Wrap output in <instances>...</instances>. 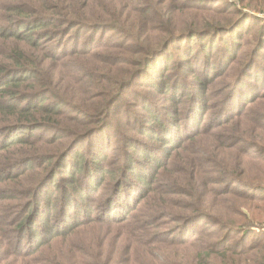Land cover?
Listing matches in <instances>:
<instances>
[{"label":"trees","instance_id":"1","mask_svg":"<svg viewBox=\"0 0 264 264\" xmlns=\"http://www.w3.org/2000/svg\"><path fill=\"white\" fill-rule=\"evenodd\" d=\"M167 1L0 0V152L23 157L11 164V156L0 154V170L42 160L44 147L24 141L22 131L36 141L43 139L36 136L41 130L47 137L68 132L67 151L30 190L39 199L48 193L45 206L52 208L45 219L50 232L38 233L41 241L53 231L72 234L82 220L95 227L125 222L130 246L144 249L139 260L130 253L126 264H264V91L249 87L251 76L264 80V0H212L210 8L206 0H179L178 15L172 13L176 1ZM254 30L257 46L243 49L240 43ZM152 66L167 74L152 86L171 105H147L152 122L138 129L147 138L126 135L110 112ZM53 116L77 121L76 128ZM74 151L85 157L81 171ZM108 172L114 182L103 186ZM79 173L81 181L69 182ZM146 190L171 198L142 201ZM105 193L106 203L90 211V201ZM58 196L55 218L64 227L55 229L49 226ZM118 201L131 204L130 211L144 202L152 215L134 224L129 212L118 215ZM35 218L18 221L14 233L21 238ZM168 220L173 228L152 231ZM255 230L260 239L246 243ZM87 245L79 264H112L103 263L104 249L97 251L104 244Z\"/></svg>","mask_w":264,"mask_h":264},{"label":"rangeland","instance_id":"2","mask_svg":"<svg viewBox=\"0 0 264 264\" xmlns=\"http://www.w3.org/2000/svg\"><path fill=\"white\" fill-rule=\"evenodd\" d=\"M169 1L170 0H168L167 3ZM175 1L176 6L173 8L172 13L178 15V10H176V7H178L179 5V0ZM212 3V0H206V2H204V5L210 8ZM254 34H256V30L248 34L247 38L240 43V45H243V49H253V47L257 46L255 45L256 40ZM121 39L122 38L113 39L112 37V39L110 38V41H118ZM174 49L175 46H172L170 52H173ZM262 53L264 54V49L262 50ZM164 55L165 54L163 53L157 57V63L163 60ZM181 57L184 58V55L181 54ZM260 60V57H258V61ZM181 61L183 60L181 59ZM180 64L181 63L177 62L176 67ZM234 67L235 69H238L239 67H241V65L238 63L235 64ZM150 74L152 77L150 76ZM166 77L167 74H161V71L154 69L152 66L146 71H144V73L139 79L135 80L132 84L128 85L122 92L120 100L111 110L110 115H115L117 123L126 135H136L141 138H147L148 134L146 130H138L144 124H150V122H152V119L148 116L151 113L146 110L147 105H149L150 103H160L164 106L171 105V100L163 97L160 92H158L152 86L153 81H157L159 79L164 80ZM251 77L253 78V80H255V83H251L249 87L257 88L256 92L262 93L264 91V80L256 76ZM149 95L153 97L151 101L147 99ZM50 96L51 93L49 94V97ZM54 102V99H49V103L53 104ZM46 103L47 101L45 102V104ZM62 107L67 110V113L73 115V112L71 111L70 105L68 103H63ZM55 118L56 116H53V119ZM56 119L67 120L61 125H64L65 127H68L71 130H74L76 128L77 121L70 120L69 118H65L63 116H57ZM18 131L19 130L15 132L17 133ZM24 131H22V133L20 134L23 136L24 141L32 142L35 148L37 146H43L44 149L40 150V153H44V156L42 160H37L31 167L19 166L16 168H9L4 166V168L0 170V264H79L83 262L86 257L79 261L77 259L78 253L86 251V249L88 248V242H91L96 247V249L99 245H105L103 248L97 249V251H100L102 249L105 250V254L103 256V263L112 262V264H126V261L130 260V253L132 258L139 260L141 258V253H144V249L141 251V247L136 248L134 246H130V235L125 222H116V224L112 225H103V227H95L94 225H96L97 223L89 222L85 224L83 223L84 220H82V222L79 221L77 225L76 223L73 225L75 226V228L72 227L71 232L73 233L70 235L62 233L60 234L61 236L58 237L55 235L56 231H53L50 236H47L46 240H40L38 233L41 234V232H50L49 229L45 227V219L47 214L49 215V211H51L52 208L50 206H45V202L48 200V193H46L42 197V199H39L37 198V196H34V194L30 192V190L35 187L36 184L39 183V181L46 177V175L48 174V170L46 169H49L51 167L50 165H52L63 152L67 151L66 146L68 144L69 133L61 130L60 132H65L67 134L64 137V135L59 134V132L55 130V135L50 133L47 137L43 134L44 131L41 130L36 133V136H42L43 139L36 141L37 139L30 138V136L33 135L31 134V132L27 133ZM261 134L264 138V127L261 129ZM24 145L27 149L33 148L32 144L28 145V143H26ZM54 146L56 148L51 149V147ZM113 151L114 150L110 152L111 156ZM0 154L11 156V160L10 162H8L11 164L21 163L19 160L23 158L19 157L17 160L13 159V157L19 156L21 154L12 155L8 152V150L1 151ZM75 154L76 151L72 153L73 162L74 159L80 161L78 162V164L81 171L83 168V163L85 162V157L83 154H80V157H75ZM48 156H53V158L45 160ZM86 159H88V157H86ZM112 159L117 160V158H114L113 156ZM106 164L108 168H110V166L115 165V163L111 159H109ZM249 168L252 169L253 172L257 171V162H255L253 165H250ZM80 173L78 174L80 176L69 180V182L75 183L76 179L81 181L82 176ZM56 175L53 183L54 186L59 180V175L57 177ZM61 175H63L62 177H66V174L64 173H61ZM125 178L126 177H124V179ZM109 182H114V179L112 178L110 172H108L106 183L104 182L103 186H106ZM234 185H236L235 187L238 189H245L242 186H239L238 184ZM47 189H49V187L45 190ZM81 189V186L75 188V190L80 193L81 196L84 197L85 193ZM101 191H104V188H102L99 192ZM106 195L107 193L102 194L98 200L90 201V211H98L103 206V203H106V201H103ZM142 196V201H167V199L171 198L170 196L158 195L155 192H150L147 190L142 194ZM58 199L59 196L52 205L54 208V213L51 216V226H49L50 228L52 226H55V229L59 227H64L62 223H58L59 218H55L56 213L59 212V210L56 209ZM233 200L238 201L235 198H233ZM38 201H40V208H38ZM122 202L123 201H118L116 203V205L120 204L119 206H116L118 215H121L122 217L126 211L129 212V219L127 220H133L134 224L138 221V219L144 220V218L146 219L148 216L152 215L151 212H145L144 208H142L144 202L139 205L140 208L132 209L131 211V204L129 206H124ZM243 211H246V209L243 208ZM29 214L35 215L36 218L33 222H31L30 220V222L27 224V228L29 230L22 236L26 238V241L23 242L22 246H20L19 240L22 237L20 238V234L14 233V228L17 227L18 221L20 222L22 219H24L25 221ZM100 218L105 220L108 217L106 218L102 215L100 216ZM69 221L72 220L69 219L68 222ZM107 221L108 220H106V222ZM148 221L151 223L155 222L154 219H148ZM169 221L170 220H168V222H165L160 227L152 226V231L157 233L161 230L173 228L174 223H171ZM205 225L207 226V224ZM262 226H264V224ZM252 227L254 228L253 225ZM35 228L38 229V232L35 231ZM216 228L217 227H213L211 229L214 230ZM260 233V230H255L248 233L246 236V243L258 241L260 239ZM241 235L242 234H240V236ZM205 237L206 235L204 236V238ZM69 240H71V242H69ZM262 240L264 241V238ZM74 242L77 246H79V248H77L76 245L73 244ZM91 250L92 249L89 248V251ZM89 261L93 263L95 262V259H89Z\"/></svg>","mask_w":264,"mask_h":264}]
</instances>
